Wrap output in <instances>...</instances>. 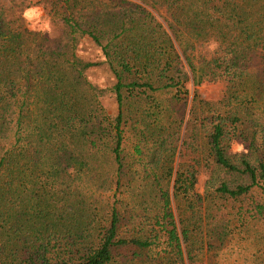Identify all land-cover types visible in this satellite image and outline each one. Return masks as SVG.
Here are the masks:
<instances>
[{"label": "trees", "instance_id": "trees-1", "mask_svg": "<svg viewBox=\"0 0 264 264\" xmlns=\"http://www.w3.org/2000/svg\"><path fill=\"white\" fill-rule=\"evenodd\" d=\"M24 1L0 0V264H192L263 219L264 0ZM32 7L54 32L28 28ZM188 82L223 90L187 109ZM140 174L153 209L127 217L120 188Z\"/></svg>", "mask_w": 264, "mask_h": 264}, {"label": "rangeland", "instance_id": "rangeland-1", "mask_svg": "<svg viewBox=\"0 0 264 264\" xmlns=\"http://www.w3.org/2000/svg\"><path fill=\"white\" fill-rule=\"evenodd\" d=\"M2 1L8 2L9 0H2ZM17 1H23L24 4H27V2H25L24 0H17ZM107 1L108 0H105V2ZM127 1L142 5V3L139 0H127ZM147 9L149 11H152L148 7ZM30 11H35L38 14L33 15L31 17H26L25 13ZM161 12L162 10L159 13ZM154 14L157 19L161 20V17L158 16L159 14L157 13ZM23 18L25 19L28 28L31 30L42 31L43 33H51L52 31L54 32V26H52L51 23L47 20L43 12V9L41 7H32L27 9L23 13ZM92 56L95 57L96 54H92ZM89 78L94 83L97 84L100 83V81L103 79V75L100 70H96V71L94 70L91 73H89ZM186 89L188 90V97L186 100V107L188 109V106L190 105L188 98L189 99L192 98L194 92H196L199 95V97L202 98L203 100L213 101L220 96L223 90V86L221 84H216V83H204L199 87H193L191 82H188L186 84ZM174 94L175 92L161 93L158 95V99L164 102L165 105L173 106L176 104V100L173 99ZM186 115H187V110H186ZM130 126L131 123H128L126 128L128 129ZM226 132H228L229 134L224 140L223 145L225 148L228 149L229 153L232 154L241 153L246 155L247 154L246 144L243 143L241 139L237 137V135L232 134L233 132L230 131V129H227ZM136 143L137 140L135 141L134 135L132 133L126 132L125 141H124L125 153L129 155L131 153V148ZM151 144L152 143L150 141H148L147 143L144 142L141 143V147L143 148L144 151L141 160V165H144L142 167L146 166L147 168H150V166H152V163H154V161H152V158L158 159L159 157L158 150H155ZM177 154H178V150L176 152V156ZM130 161H134L133 158ZM177 161H179L178 157H176V162ZM111 172H112L111 170H108L105 167H103V175L101 179H106V184L108 183L109 180L111 181L114 178V176L112 177ZM141 177L142 174H140L139 180L136 179L131 183L128 190L127 188L125 189L120 188V191H123L120 197V201L123 202L122 208L127 212V217L132 216L136 212L141 213V215L143 216L145 212L149 214L153 209V205L150 203V192L147 190L149 180L142 179ZM207 180H208L207 177L204 176L199 179V183H198L199 193H202L206 188ZM93 181L95 180L91 179L90 182ZM93 184H95L96 188L97 185L104 187L101 182H94ZM98 193L100 194V197L104 199L110 195L107 191L104 192L100 189H98ZM111 196H113V192L111 193ZM260 198L264 203V195L260 196ZM172 208L175 219L179 224L181 218V214H180L181 211L179 212L177 210L176 204L174 202L172 203ZM186 216L188 217L187 214L185 215V217ZM130 254L131 253H125V258L123 260L124 264H155L151 262L150 256L147 257L143 256L138 260H131ZM156 262H162L164 264L165 263L178 264L177 262H174L173 259L170 257H168V259L163 261L158 259L156 260ZM183 263L190 264L186 259H184ZM192 264H264V217L261 220L250 223L246 227V229L243 230L242 233L236 234L231 239L226 240L221 247L212 250L209 253L198 255L197 259Z\"/></svg>", "mask_w": 264, "mask_h": 264}, {"label": "clouds", "instance_id": "clouds-1", "mask_svg": "<svg viewBox=\"0 0 264 264\" xmlns=\"http://www.w3.org/2000/svg\"><path fill=\"white\" fill-rule=\"evenodd\" d=\"M36 14H38V13H36L35 11H30V12H26L25 16L26 17H31V16L36 15Z\"/></svg>", "mask_w": 264, "mask_h": 264}]
</instances>
